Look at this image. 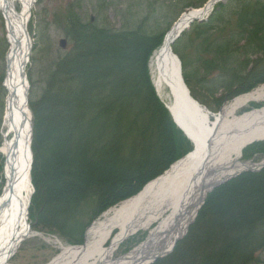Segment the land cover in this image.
<instances>
[{
	"label": "trees",
	"instance_id": "16d2710c",
	"mask_svg": "<svg viewBox=\"0 0 264 264\" xmlns=\"http://www.w3.org/2000/svg\"><path fill=\"white\" fill-rule=\"evenodd\" d=\"M85 1L75 0L57 15V24L71 45L40 92L31 82L29 99L35 187L29 217L35 229L58 234L72 244L83 242L87 227L103 211L137 194L192 149L156 95L148 68L152 52L169 27V23L159 27L160 17L172 12L175 18L181 11L176 10L177 4L185 0H135L139 5L144 2L137 13L132 10L135 4L129 2L121 15V28L100 25L97 19L84 20ZM91 1L99 17L113 2ZM197 1L194 6L204 0ZM229 23L238 26H215ZM196 40L201 50L199 65L190 73L185 63L184 76L201 102L213 107L209 99L221 88L228 93L215 98L216 104L264 82L263 59L255 60L256 66L246 72L250 56L264 55V0L218 4L211 18L198 26ZM178 46L179 41L173 45L177 52ZM130 47L138 50L137 55L128 56ZM156 149L161 156L151 161ZM254 153H264V142L248 147L245 157ZM102 157L119 163L116 174L127 173L129 183L119 185L108 178ZM146 173L137 183L136 178ZM130 183L133 188L120 193ZM261 183L264 169L243 173L214 189L188 234L170 255L154 264L189 259L187 243L201 223L206 225L207 215L215 214V208L224 203L225 194L234 189L235 197L247 186H263ZM228 231L227 245L213 264H260L255 252L264 248V199Z\"/></svg>",
	"mask_w": 264,
	"mask_h": 264
},
{
	"label": "bare ground",
	"instance_id": "6f19581e",
	"mask_svg": "<svg viewBox=\"0 0 264 264\" xmlns=\"http://www.w3.org/2000/svg\"><path fill=\"white\" fill-rule=\"evenodd\" d=\"M33 4L34 0H0V27L7 42L5 56L10 47L13 50L11 57L4 60L5 92L0 119V256L6 255L18 237L28 230V207L33 190L29 149L31 115L20 62L27 45L23 37L25 11ZM214 6L215 0H208L205 7L187 10L175 26L174 35L185 30L192 18L206 17ZM168 40L161 55L152 60L153 80L165 101L187 107L189 97L178 77L177 65L169 50L171 39ZM250 102H264V85L224 105L222 124L229 130L227 141L222 149L207 154L208 161L197 140L192 152L148 183L139 194L96 220L83 245H64L56 240L61 252L48 264H140L170 250L186 231L204 194L214 183L238 170L257 168L264 163L246 165L241 161L243 147L264 138V107L239 114ZM192 105L195 104L192 102ZM198 112L214 120V113L204 105L198 107ZM148 173L139 175L137 183ZM131 185L120 193L126 194L133 188ZM140 231H147L145 242L130 255L117 256L120 246ZM35 235L38 234L31 231L29 236ZM0 264H11V260Z\"/></svg>",
	"mask_w": 264,
	"mask_h": 264
},
{
	"label": "rangeland",
	"instance_id": "374dc122",
	"mask_svg": "<svg viewBox=\"0 0 264 264\" xmlns=\"http://www.w3.org/2000/svg\"><path fill=\"white\" fill-rule=\"evenodd\" d=\"M73 0H43L41 3L34 4L33 7V28L31 30V37L33 41V51L31 54V62L28 67V73L32 77L35 87L40 91L45 80L51 71L54 62L64 54V50L59 47V40L66 37L63 31L54 23L56 16L64 10L67 5ZM197 0H185L177 4V9L180 10L187 4L195 3ZM129 2L135 4L133 11L135 13L139 12L140 8L143 6L139 5L135 0H114V5L108 9L106 13L99 17L98 22L101 25H114L116 28H120L122 21L121 15L124 10V6L128 5ZM144 4V2H143ZM93 2H87L84 4L83 17L85 20L91 16H96L97 12L94 8ZM189 8H186V10ZM143 10V9H142ZM141 10V12H142ZM174 14L170 12L167 17L160 18L159 25L161 28H165ZM192 28L186 30L183 34H189ZM0 34L5 42L3 32L0 30ZM185 36V35H184ZM4 47L0 46V55L3 53ZM138 50L133 47L127 51L129 57L137 55ZM179 54L185 56L187 60H192L196 53V43L194 45L190 44L188 37H182L179 46ZM107 55V54H105ZM104 55H102L103 57ZM110 56V55H108ZM1 59V58H0ZM0 60V80L4 70V65H2ZM193 65V62H190ZM222 93V91H220ZM219 93V94H220ZM1 101V98H0ZM255 103V102H251ZM251 103L240 110L243 112L245 109L251 107ZM258 104L264 105V102H259ZM215 108L218 106L214 105ZM2 114V106L0 103V119ZM165 144V133L162 131ZM168 148V147H167ZM154 155L150 156L151 161L156 157H160V151L154 150ZM102 159V160H101ZM100 160L103 161L105 170H107L108 178H114L118 181V184L125 185L129 182L126 174H119L118 166L119 163H114L110 157H102ZM151 163V162H150ZM99 165L96 163V166ZM115 168V170H114ZM129 177V176H128ZM133 180H131L132 182ZM263 186H247L242 192L233 197L234 189L228 191L224 197V203L220 207L215 208V214L209 213L207 215V220L203 222L206 224L204 227L201 225L193 233L190 244V257L185 261H177V264H213L219 258L220 250L227 245L229 237V229L238 219L246 212L257 207L259 203L264 199V183ZM206 218V216H205ZM33 232H37L32 229ZM40 235L29 236L20 246L16 254L11 260V264H48L50 263L60 252L61 249L55 244L56 240H60L55 235L40 233ZM147 231H140L136 235L130 237L126 242H124L116 255H122L129 251L130 248L139 245ZM64 245H68L62 240H60ZM197 256H199L197 258ZM196 257V258H195ZM202 257V258H201ZM255 257L259 258L264 264V248L257 249L255 252Z\"/></svg>",
	"mask_w": 264,
	"mask_h": 264
},
{
	"label": "water",
	"instance_id": "95a60500",
	"mask_svg": "<svg viewBox=\"0 0 264 264\" xmlns=\"http://www.w3.org/2000/svg\"><path fill=\"white\" fill-rule=\"evenodd\" d=\"M184 16L185 15L181 16L180 19L182 20ZM26 25H27V22H26ZM175 25L171 29V32H172L171 36H174ZM24 28L25 29H24L23 37H25L27 43L30 44L29 40L27 39V27L25 26ZM177 37H178V35L176 34L175 37H173V40L171 42H173ZM60 44H61V46L65 47L66 46V40H64V39L61 40ZM10 53L12 54L13 51L11 50ZM28 59H29V53H28V51L26 49V54L23 56V59L20 62V71H21V74H22V76H23V78L25 80H26V64L28 62ZM178 63H179V61H178ZM178 69H179V74L181 75L180 63L178 64ZM28 89H29V85H27V91H28ZM27 96H28V92H27ZM174 107L176 109V111H175L176 115L178 116V122L177 123L180 124V125L179 124L178 125L185 131L186 134L190 133L192 135L191 132H194V131L197 132V131L202 130L204 132L206 140L209 141L210 137H214L217 134H219V132H221V126H220V121L219 120H217L215 123L209 124V122L207 120L203 119L196 112L194 114H192V113L187 112L184 108H181L180 106L174 105ZM174 118H175V116H174ZM186 129L191 131V132H188ZM225 139L226 138H223V140L220 141L216 146L220 147L223 144V142L225 141ZM263 167H264V163L261 164L260 167L257 170H260ZM247 170L255 171V169H251V168L244 169L243 171H247ZM229 178H231V177H229ZM229 178H227V179H229ZM227 179H225V180H227ZM225 180L215 183L212 186V188L214 186H217L218 184L224 182ZM26 236H27V233L25 232L24 234H22L21 236L18 237L17 241L13 244V246H11V250L6 255L0 256V263L8 260L12 256V254L18 248V246L22 242V240H24L26 238Z\"/></svg>",
	"mask_w": 264,
	"mask_h": 264
}]
</instances>
